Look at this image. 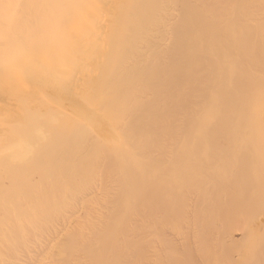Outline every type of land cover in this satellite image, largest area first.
<instances>
[{
	"label": "bare ground",
	"instance_id": "1",
	"mask_svg": "<svg viewBox=\"0 0 264 264\" xmlns=\"http://www.w3.org/2000/svg\"><path fill=\"white\" fill-rule=\"evenodd\" d=\"M263 146L264 0H0V196L32 193L62 215L30 235L0 221L3 264H144L149 236L182 230L195 244L212 205L229 222L258 194L250 167L231 176L238 202L212 181L163 225L149 200L158 212L184 192L173 177L196 149H219L214 178ZM256 225L224 237L245 264H264Z\"/></svg>",
	"mask_w": 264,
	"mask_h": 264
},
{
	"label": "rangeland",
	"instance_id": "2",
	"mask_svg": "<svg viewBox=\"0 0 264 264\" xmlns=\"http://www.w3.org/2000/svg\"><path fill=\"white\" fill-rule=\"evenodd\" d=\"M225 149L223 148V150H221V151L228 152V151L232 150V148H225ZM244 149H246V148H244ZM218 150L219 149H196L198 157L195 158L193 160V162H190L189 165L187 164L188 167H186V166L184 168L182 167V169H180L179 171L176 172L175 177H173V178H176V179H174V181L177 180L176 181L177 184H179L178 182L180 180V184L183 187L181 188V186H179L180 188H178V189L180 191H181V189H183L184 192L182 191V194H181V192H178L181 195L175 194L173 200H170L165 205L163 210L157 209L158 212L155 211L156 207L153 208L154 206H152L153 201L149 200L148 205L151 206L150 207L151 209L149 212L147 210V217L150 215H151V217L156 216L157 220L160 221V223H164L163 225L170 224L169 222L173 221V216L175 215V212H177L181 209L188 210V206H187L185 201L191 199L189 196L194 194L193 192H191L192 190H198L199 188L202 189L203 187H206L207 185L211 184L212 181L216 182L217 185H220V186L226 185L225 187L228 189V188H230V187H228V185L229 186L231 185V184H229V182L230 181L232 182V180L236 181V179H232V177H231L234 175L233 173H235V175H239V173H238L239 170L241 168L244 169V167H247V168L250 167L251 168L252 173H253L252 175H254L253 181H252L253 184H256V182L258 180V182H257L258 184H256V185H260V186H258L260 188L259 189L260 191L257 192L259 194V196H258V194H255L256 193L255 191H253L254 193H251V199L253 197H256V198H253L252 201L250 199L251 202L249 201V203L245 204V206H244V208L246 207L245 211H242L241 214H239V215L236 214L235 216H233V218H231L230 221L228 220L229 222H227L226 216L224 217V213L221 210H219L218 208L214 207V205H212L213 207H211L209 209L210 211L206 213L205 217L201 218V220L199 219L200 221H199L198 226H203L204 232L202 233V236L195 241V244L191 243L190 239H185L188 235L186 229H185L186 231L182 230V231L176 233V234L180 235L179 236L180 238L184 237L185 240H183L182 242H180L181 241V240H179L180 238H178V240H174L173 238L175 236L174 237L171 236L172 237L171 241L173 240L174 242H169L170 240L166 238L167 233H165L166 237L164 239L163 238L161 239L158 236H154V235L149 236V245L147 247L148 251L146 252V257H145V259L148 261V263L146 260L145 261L142 260L141 262H143V263L145 262L144 264H146V263L147 264H245L243 261V258L240 256V254H241V252L244 251V249L246 247L243 244L242 245H234V246H230V247H228V245H227V247H226V245L225 246L223 245V241L225 240L224 237L226 235L228 236V233H232V232L234 233V231H236L237 235L235 233L234 234L232 233V234L235 237H237L238 236L237 230L242 229L246 226H249L248 230H249V228H250V230L252 228L253 229L252 231L254 233L256 231L258 232V226L256 224L259 223V218H260V221H262L264 219L263 218L264 217L263 216L264 215V146L263 147H251V148L247 147V149H246L247 153H248V151L250 153V154L248 153V155H250V156H247L248 158L245 159L244 158V157H246V155H245L243 158L241 157V159H244V160L225 161V162H229V164L226 165L225 167H223L224 165H222L221 167L224 168L223 172L220 175H218L217 177L215 176L213 178V175L211 173V167L209 165V163H210L209 160L211 158V154L213 152L218 151ZM222 161L223 160L219 161V164ZM239 167H241V168L238 169ZM251 170H250V172H251ZM188 175H190V177L196 176V179H195L192 187L190 189L187 188L185 190L184 185H185V182L188 180V178H187ZM191 175H193V176H191ZM184 177H185V179L182 181V178H184ZM256 178H257V180H255ZM189 179L191 181H193L192 178H189ZM172 181H173V179H172ZM242 182H246V181L242 180ZM182 183H184V184L182 185ZM237 183H240V181L238 180ZM191 184H192V182H191ZM234 184H235V182H234ZM241 184H244V183H241ZM232 185H231V188L228 190L229 191L232 190V187H233V191L228 192L226 196H224V194H223L222 197L224 196L223 199L225 198V199L230 200V201L234 199L233 201L238 202L237 198L240 200V192L234 190V189H237V187H234ZM248 185H251V184H248ZM251 186H253V185H251ZM10 193L11 194L14 193V194L11 196ZM30 194L32 195V193H30ZM17 195L18 196L22 195L20 197H23L24 194L22 192L20 194L19 191H16V192L11 191L8 193L5 192V193H3V195L0 196V200H1L0 201V221H5L7 224V223H9V221H15L13 218L15 217V219H16V217H17L18 222L15 221L16 224L19 223L22 225V223H23V224H25V226H23L25 228L29 229L30 225L32 226V224H33V226L35 227V225L37 226V224H39V225L43 226V227L41 226V228H43V230H46V231L50 230L51 231L50 226L53 223H56V220L58 221L60 218H62L61 213H60V215H58L60 210L58 211L55 206L54 207L56 208V210L54 208H52V206H51V207H48L46 209V211L44 208L43 209L44 211L42 213V212H40V211H42V209H40V208H42L41 206H43V205H41L39 203L41 205V206L38 205L40 208L36 207L35 202L37 200L36 201L33 200L34 198L31 199V197L33 195L31 196V195L26 194L27 197L26 196L23 197V198L26 197L25 199H19L17 197ZM37 195L39 197V194H37ZM41 195L42 194L40 193V196ZM238 195H239V197H238ZM252 195H253V197H252ZM192 196H194V195H192ZM39 199H42V198H39ZM45 199H47V202L51 201V197L50 198L47 197ZM16 200H19V202L18 201L16 202ZM254 201H256V202H254ZM12 202H15V203L13 204ZM32 202H34L33 203V204H35L34 207H36L37 209H31L32 207H30V206L33 205ZM38 202H40V201H38ZM189 202L191 203V201H187V203H189ZM28 203H30L31 205H29ZM184 204H186V205H184ZM53 205H54V202H53ZM59 205L60 204H57V206H59ZM182 205H184V207ZM246 205H248V207ZM185 206H187V208ZM250 206H251V208H250ZM189 207H190V205H189ZM29 208H30V210H28ZM191 208H192V206H191ZM191 208H189V209H191ZM59 209H61V206L59 207ZM15 210H16V213L13 214ZM184 210H182V211H184ZM33 211H36V212H33ZM62 213L65 214L63 209H62ZM152 215H154V216H152ZM37 221L39 223H37ZM60 221L61 220L58 221V225L60 224ZM15 222H14V224H15ZM35 223H37V224H35ZM26 224H28L29 226L26 227ZM39 225L37 227H39ZM54 226H56V227H54ZM54 226H52V227H54L53 229H56L57 224L56 225L54 224ZM44 227H47V229ZM38 229H40V228H38ZM43 230H41L42 234L40 233V236H41L40 239L44 238V237H42V235L45 233V231H43ZM23 231L28 232V230H26V229H24ZM31 232L33 233V231H31V230H30V232H28L29 235ZM28 233H26V234H28ZM45 234H48V232H46ZM5 236L9 237V235L7 236L6 234H5ZM13 236L15 238L17 235L14 234ZM13 236H11V237H13ZM32 236L33 235H31L30 237H32ZM29 238H26V239H29ZM7 239L9 241L12 238H10V239L7 238ZM7 239H6V241H7ZM175 239H176V237H175ZM12 240H14V239H12ZM32 240H35V239L34 238L30 239L28 241V243L29 242L30 243L27 247L30 248V250H28V251L33 253L34 252L33 250L36 251V249L35 248L32 249V247H37L38 245L41 244V242L40 243L37 242L38 245L36 246L35 245L36 242L32 243L33 242ZM2 241L4 243V240H2ZM14 241L16 242V240H14ZM14 241H13V243H14ZM11 243H9V244H11ZM40 246H38V248H40ZM3 248H4V246H3ZM38 248H37V253H40L41 251H39V250L41 248L39 250H38ZM240 249H241V251H240ZM0 250H1V248H0ZM5 250H4V253H2V256H4V255L6 256V254L10 255ZM42 250L48 251L49 249H47V248L45 249L42 246ZM43 251H42V255L40 253V255L42 257L39 255L41 257L40 259L43 258L45 260L47 258V256L49 257V255L52 254L51 253L52 251H51L49 255L47 254L45 256L44 254L47 251L46 252L44 251L45 253ZM53 252H55V251L53 250ZM32 253H30V254H32ZM155 254L158 256H155ZM2 256L0 255V258ZM44 256H45V258H44ZM6 257H2V258L5 259L3 261L7 262ZM2 258L0 260H2ZM7 258L10 259L9 256ZM11 260H9V261H11ZM15 261H13V263H15ZM6 262H5V264L9 263V262H7V263ZM11 263H12V261L10 262V264Z\"/></svg>",
	"mask_w": 264,
	"mask_h": 264
}]
</instances>
